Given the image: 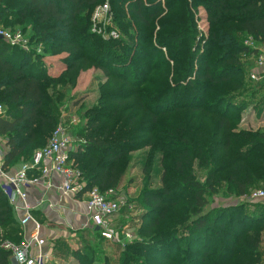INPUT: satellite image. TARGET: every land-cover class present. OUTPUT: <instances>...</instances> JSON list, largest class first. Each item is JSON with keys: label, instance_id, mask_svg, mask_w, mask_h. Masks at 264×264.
<instances>
[{"label": "trees", "instance_id": "1", "mask_svg": "<svg viewBox=\"0 0 264 264\" xmlns=\"http://www.w3.org/2000/svg\"><path fill=\"white\" fill-rule=\"evenodd\" d=\"M97 1L0 0V23L8 25L9 17L10 26L20 25L21 31L29 28L31 46L24 51L0 39V104L4 106L0 132L8 148L4 167L30 161L34 149L46 144L57 126L56 102L77 87L80 72L95 66L108 80L99 87L97 105L84 110L86 122L74 133L82 141L69 156L81 173L80 194L92 188L101 193L113 190L115 194L108 198L122 194L129 203L125 190L119 188L130 153L150 149L143 173L159 152L165 153L160 187L138 193L137 201L145 210L140 233L148 238L128 245L130 254H123L120 264L129 259L135 263L132 254L144 255L145 264H258L264 201L210 210L203 207L206 192L221 185L226 196L234 199L244 197L257 184L264 185V133L235 134L228 99L206 101L219 83L244 85L247 65L241 60L246 50L242 37L264 42V0H189L190 6L205 8L209 22L202 52L197 42L198 57L196 50L187 48L191 38L196 44L198 35L186 0H163L165 15L162 0H108L117 25L126 13L146 31L155 18H165L159 21L155 39L146 46L147 38L141 35L144 47L136 49L130 43L133 33L119 35L123 41L118 49L112 45L117 40L103 41L89 29L87 35L82 33L86 9ZM91 36L99 39L95 38V51L86 43ZM38 44L41 53L36 52ZM162 48L168 50L167 59L154 60L153 65L140 63L142 58H155ZM62 52L66 53L61 58L63 67L51 75L44 57ZM182 87L193 94L186 104L178 102ZM165 105L173 108L162 110ZM183 109L201 112L203 119L160 125L162 114L171 116ZM211 115L215 117L209 129H204ZM195 162L207 169L203 184L194 176ZM80 232L103 239L98 229ZM22 234L0 191V264H12L11 250L3 245L21 243ZM77 254L78 261L94 260L85 251Z\"/></svg>", "mask_w": 264, "mask_h": 264}, {"label": "rangeland", "instance_id": "2", "mask_svg": "<svg viewBox=\"0 0 264 264\" xmlns=\"http://www.w3.org/2000/svg\"><path fill=\"white\" fill-rule=\"evenodd\" d=\"M186 2L188 3L186 7L192 14V21L194 22L198 35L197 39L195 38L196 44L193 43V38H191L190 44L187 46V48L196 50L195 57H198L199 55L197 53V49L199 47L197 42L199 41L200 52H202V38L207 36L209 30V22L206 19V12L204 7L190 6L189 0H186ZM106 3L107 0H98L96 4L88 6V8L86 9L87 12L85 13L87 21L82 28V33H85L84 35H87L89 29V33H95L96 37H99L103 41H105L107 40L105 39V36L109 35L113 30L119 33L120 36L124 35L125 37H127V35H129L130 33H133V40H131L130 43L132 42V45L134 46L133 49H136L144 47V44H141L139 40V38H141V35L147 38L145 39L146 46L150 43L151 39H155V34L159 31V21L165 19L162 16L155 18L153 24L151 25L152 28L148 31L143 29L142 26H138V24L134 21L129 13H126L124 15L118 25L116 24V22L114 23L112 19L113 14L111 13L109 15H104V13L99 12V18L94 19L93 14L95 10L102 7V5ZM164 4L166 3L162 1L161 5L165 8ZM166 12L167 9L165 8L163 15H165ZM88 18L90 23H88ZM11 21L12 18L8 17V25L3 26L12 31H20L23 35V38L28 39L29 45L30 43L28 37L30 34V29L28 28L25 31H21L19 27L20 25H14V27L10 26ZM119 26L121 27V29H119ZM12 28L15 30H13ZM120 36L118 37L120 38ZM96 37L91 36V38L86 42L87 45H90L91 50L92 48L94 49L95 41L97 39ZM248 37H242V41L245 43ZM119 38L110 37V39H113L114 41L117 40L116 42H118L112 44L114 49H118L119 47H121L123 40L119 41ZM102 45L103 44L100 43V47H102ZM93 54L95 55L94 52ZM64 56H66L65 52H62L58 55L45 56L48 61L47 64L45 63V65L47 66L48 72L51 75L60 73L62 69L61 58ZM160 58L167 59L168 50L162 48L161 51H158L155 54V58H142V62L140 63L151 62L152 64V61L160 60ZM247 59L249 60V57H247ZM194 63L195 65H198L197 60H195ZM248 69L249 64L246 67V81L244 85L242 84L239 87H234L229 84L226 85L223 83H219L214 87L216 92L212 90V93L209 94L206 98V101H210V98L216 99L222 96L226 99V101L228 99L231 108L230 115L234 119L233 122L231 121V125L233 126V131L235 134H238L241 131L264 133V84L260 85L259 83H253L252 81H250L248 77ZM107 80L108 79L106 74L101 69L95 66H90L85 71L80 72V76L77 80V87L75 89H72L71 91L68 90L67 96H65L64 98H60L56 102L54 111H56L57 125L64 124L67 126L68 130L74 137L73 145L76 146L77 143H81V139H79L74 133L75 131L80 130L81 126L86 122V118L82 116L84 115V110L87 107H93L97 105L99 87L101 84L107 82ZM50 93L51 92L49 91V94ZM190 94V90H186L184 89V87H182L179 91L178 102L186 104V101H188L187 99L189 98ZM69 97H72L73 99H67ZM73 100H76V102H78L77 105L73 104ZM171 108H173V106L168 107V105H165L163 106L162 110ZM219 109H221V106L219 107ZM192 117H194L198 121L203 119V115L201 112L192 113L183 109L181 111L172 113L171 116L162 114V116L159 117V121L161 122L160 125L162 126H175L177 124L184 125L185 121L189 120ZM214 117V115H211L208 118L209 126L206 127V125L204 124V129H209ZM36 149H34V151ZM149 151V148L144 147L130 153L129 165L120 183L119 189H124L125 193L128 195V199L130 200L128 205L118 211L117 214L112 218V224L114 225L115 229L117 231H120L119 236L117 235L118 233L116 234V238H119L120 240L118 242L105 241L103 239H100L97 235H92L90 233H81L80 231H77L73 234L68 233L67 236L61 237L60 240L52 242L51 250L53 251V254L51 255L53 257H51V260L48 264H120V260L123 254H130L129 250L131 246L128 245H131V243H133L134 241H142L148 238L142 236V234L140 233V229L141 227H143L145 221V210L144 204L137 201L138 193H140L142 190L155 189L160 187V176L163 171L164 165L166 164V162L162 160V157L165 153L159 152L156 155V159L154 160L152 167L149 168L147 172L143 173V165L148 159ZM192 170L194 176L203 184L205 182L207 169L195 162ZM146 182L147 185L145 184ZM260 188H264V185L257 184L250 190ZM205 199L206 204L203 208L209 210L224 208L227 206L235 207L236 205L244 204L246 202L244 197L234 199L232 197L226 196L223 185H221V187L216 191L215 189H213L209 193L206 192ZM225 223L226 225H228L227 221ZM179 229L180 233L181 231L183 232L182 227H179ZM123 231H127L128 233H130V238H126L125 236H123ZM260 235L262 236L261 244L259 247L261 260L258 264H264V231H260ZM87 247L89 248L88 251L87 249H85ZM56 248H58L57 251ZM79 251H85L86 253H89L94 260L88 261L87 258H83L82 261H78L77 252ZM132 255L135 263L131 259H129L125 264H145V261H147V258L144 255Z\"/></svg>", "mask_w": 264, "mask_h": 264}, {"label": "built area", "instance_id": "3", "mask_svg": "<svg viewBox=\"0 0 264 264\" xmlns=\"http://www.w3.org/2000/svg\"><path fill=\"white\" fill-rule=\"evenodd\" d=\"M163 1V0H162ZM99 12L110 14L108 0L106 4L95 10L94 19L99 18ZM111 25V23H110ZM119 33L111 31L105 39L110 37L118 38ZM0 39L9 44L30 51L28 39L23 38L20 31H12L5 28L0 23ZM246 50L241 54V60L247 66L249 80L253 83L264 82V42L255 40L249 36L244 43ZM36 52H42V45L36 46ZM249 57V60L247 59ZM47 64V59L44 57ZM4 114V106L0 104V118ZM73 122V121H72ZM82 141V140H80ZM74 137L64 124H58L52 132L46 144L36 149L29 162H23L18 168H6L3 163L2 146H6L5 139L0 132V191L5 195L9 205L12 207L20 227L23 229V240L15 245L5 243L3 246L11 250L12 264H47L51 257L44 251L46 240L40 236L41 223L34 216V209H41L43 205L52 207L46 199H41L35 207L28 201V190L35 188L39 191L47 192L54 189L50 177L52 174L59 176L60 184L55 190L59 192L60 199L70 195L85 197L84 223L83 229H98L99 234L106 241H116L118 231L112 224V218L118 211L123 209L128 203L124 197L108 198L115 194L113 190L101 193L97 188H92L80 194L82 190L81 173L77 165L70 158L71 152L78 149L79 143L73 145ZM37 170V173L35 171ZM245 201H264V188L251 190L244 196ZM31 224L32 229L27 236L24 228ZM119 236V234H117ZM123 236L130 238L131 234L123 231Z\"/></svg>", "mask_w": 264, "mask_h": 264}, {"label": "crops", "instance_id": "4", "mask_svg": "<svg viewBox=\"0 0 264 264\" xmlns=\"http://www.w3.org/2000/svg\"><path fill=\"white\" fill-rule=\"evenodd\" d=\"M62 63L61 66L63 67ZM7 149V146H2L1 151L5 153ZM23 162L24 161H20L12 165V167L18 168ZM35 173H37V170ZM50 181L54 189L43 192L35 188H30L28 190V201L32 207H35L41 199H46L53 204L52 207L43 205L41 209H34L33 212L34 216L41 223L39 230L40 236L46 240L44 251L49 253L50 257H53L51 255L53 254L51 246L55 239L67 236L68 233L73 234L74 231L83 230L82 224L84 223L85 197L81 195H70L60 199L58 196L59 192L55 190L60 184L59 176L52 174ZM31 229V224L24 228L25 236L28 235Z\"/></svg>", "mask_w": 264, "mask_h": 264}]
</instances>
